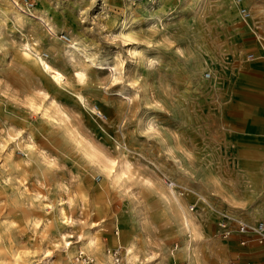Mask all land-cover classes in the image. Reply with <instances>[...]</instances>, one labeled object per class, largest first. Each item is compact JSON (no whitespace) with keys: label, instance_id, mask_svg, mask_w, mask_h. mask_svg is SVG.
<instances>
[{"label":"rangeland","instance_id":"374dc122","mask_svg":"<svg viewBox=\"0 0 264 264\" xmlns=\"http://www.w3.org/2000/svg\"><path fill=\"white\" fill-rule=\"evenodd\" d=\"M263 10L0 0V264H74L60 236L89 227L102 251L122 247V264L145 235L167 264H222V118L249 110L238 80L255 78ZM182 213L190 260L177 256L192 240Z\"/></svg>","mask_w":264,"mask_h":264},{"label":"crops","instance_id":"0c3cea01","mask_svg":"<svg viewBox=\"0 0 264 264\" xmlns=\"http://www.w3.org/2000/svg\"><path fill=\"white\" fill-rule=\"evenodd\" d=\"M260 32L253 41L259 55L247 69L255 78L238 80L250 88V95L242 96L249 110L222 118V211L250 224L264 223V22ZM202 224L206 229L210 221ZM241 238L247 240L243 245ZM221 256L222 264H264V242L235 233L222 241Z\"/></svg>","mask_w":264,"mask_h":264},{"label":"bare ground","instance_id":"6f19581e","mask_svg":"<svg viewBox=\"0 0 264 264\" xmlns=\"http://www.w3.org/2000/svg\"><path fill=\"white\" fill-rule=\"evenodd\" d=\"M38 60H39L38 64L40 65L42 70L50 75L51 79L55 84L62 83V81L64 80L63 75L55 71L54 68H52L50 65H48L40 58ZM63 219L65 220L64 217ZM67 221L68 220L66 219L65 222L63 223L67 224ZM180 224L181 226H183L185 230H187L188 233H190L192 240L190 242L185 243L184 249L182 250V252L181 251L178 252L177 256L180 257L181 259L190 260L194 252V247L191 242H194L195 241L194 239L197 238L196 231L192 225V221L189 220L183 213H182V220H180ZM190 226H191V230H190ZM97 230L98 227H89L86 231L83 230V232L76 235L63 234L60 236L58 246L69 259L76 252L81 251V253L91 256L93 258L94 264H109L108 257L104 254V252L101 249V243H100L101 240L96 236ZM69 239L75 241H68ZM147 239L148 237L146 235L142 237V244L144 245L142 250L137 249L135 247L134 242H130L128 243V245H126L125 255L128 264H133V263L134 264L135 263L136 264H167L166 259L168 258V256L165 257L160 256L157 251L156 244L153 241L147 242L148 241ZM166 255L168 254L166 253ZM170 255L174 256V252L170 251L169 256ZM159 257L165 259H163L162 262L160 263ZM18 263H19L18 261H15V264Z\"/></svg>","mask_w":264,"mask_h":264},{"label":"built area","instance_id":"2783aa9c","mask_svg":"<svg viewBox=\"0 0 264 264\" xmlns=\"http://www.w3.org/2000/svg\"><path fill=\"white\" fill-rule=\"evenodd\" d=\"M221 223L219 224L221 228V235L223 238L227 239L233 234L239 235H249L251 234L258 243L264 242V223L256 222L255 224H250L246 221L232 217L231 215L222 212ZM232 225L234 227H232ZM117 229L114 228L113 233L117 235ZM246 238L240 239V244L246 243ZM104 254L108 257L109 264H122V247L119 244L114 246L106 247L103 250ZM74 264H94L93 258L81 252H77L74 256ZM230 264H237L232 262Z\"/></svg>","mask_w":264,"mask_h":264}]
</instances>
